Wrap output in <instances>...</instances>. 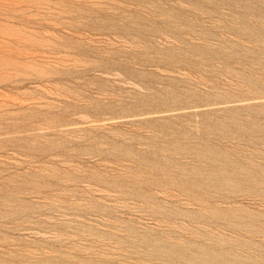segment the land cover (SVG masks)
<instances>
[{"label": "rangeland", "instance_id": "1", "mask_svg": "<svg viewBox=\"0 0 264 264\" xmlns=\"http://www.w3.org/2000/svg\"><path fill=\"white\" fill-rule=\"evenodd\" d=\"M0 264H264V0H0Z\"/></svg>", "mask_w": 264, "mask_h": 264}]
</instances>
